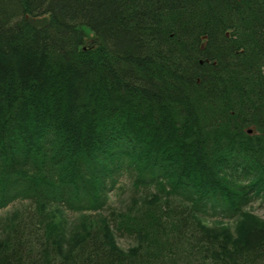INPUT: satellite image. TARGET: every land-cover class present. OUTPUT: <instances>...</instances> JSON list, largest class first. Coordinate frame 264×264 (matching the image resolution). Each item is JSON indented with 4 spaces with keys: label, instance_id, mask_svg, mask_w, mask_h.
<instances>
[{
    "label": "trees",
    "instance_id": "16d2710c",
    "mask_svg": "<svg viewBox=\"0 0 264 264\" xmlns=\"http://www.w3.org/2000/svg\"><path fill=\"white\" fill-rule=\"evenodd\" d=\"M262 193L264 0H0V264H264L203 218Z\"/></svg>",
    "mask_w": 264,
    "mask_h": 264
},
{
    "label": "rangeland",
    "instance_id": "374dc122",
    "mask_svg": "<svg viewBox=\"0 0 264 264\" xmlns=\"http://www.w3.org/2000/svg\"><path fill=\"white\" fill-rule=\"evenodd\" d=\"M90 36L92 33L88 31ZM143 194H137L128 179L123 178L117 188L111 194V204L115 210H125L132 207L135 202L145 198ZM23 203L11 204L0 209V245L8 239L10 228L9 220L15 219ZM56 216L65 228L61 237L63 249L65 252L71 250L76 239L81 238L89 228V220L85 215L66 211L62 208H56ZM208 229L214 234L222 235L226 241L233 243L241 234L247 233L252 241H261L264 239V193L256 195L245 210L236 218L227 220L217 217H203ZM202 218V219H203ZM114 243L124 252H128L138 245L134 238L114 234Z\"/></svg>",
    "mask_w": 264,
    "mask_h": 264
}]
</instances>
